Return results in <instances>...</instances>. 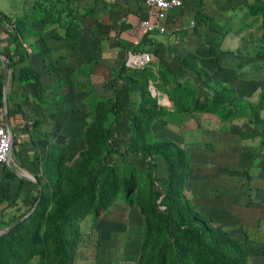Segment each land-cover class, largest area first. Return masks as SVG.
<instances>
[{"label":"crops","instance_id":"crops-1","mask_svg":"<svg viewBox=\"0 0 264 264\" xmlns=\"http://www.w3.org/2000/svg\"><path fill=\"white\" fill-rule=\"evenodd\" d=\"M149 10L144 0H0V52L15 60L4 80L6 58L0 55V120L8 116L13 151L25 158L34 151L25 128L28 93L61 94L72 90L73 77L84 75L115 98L105 83L130 51L150 52L159 77L195 85L200 101L211 98L216 82L228 86L248 106L221 117L191 103L180 111L171 98L170 117L154 123L152 140L184 150L185 195L193 209L220 223L251 264H264V0H183L170 9L165 32L147 33L141 25L147 16L157 22ZM66 13L73 18L64 20ZM24 68L32 76L27 81L20 77ZM36 102L32 112L44 122L47 105L44 98ZM159 157L154 172L163 178L169 170ZM22 170L33 172L28 163ZM20 175L6 174L4 181L9 192L23 180L19 198L34 189ZM114 212L97 225L106 235L121 222L133 233L143 231L136 209L118 205Z\"/></svg>","mask_w":264,"mask_h":264},{"label":"rangeland","instance_id":"rangeland-1","mask_svg":"<svg viewBox=\"0 0 264 264\" xmlns=\"http://www.w3.org/2000/svg\"><path fill=\"white\" fill-rule=\"evenodd\" d=\"M63 15L64 20L73 18L70 13ZM9 22L16 24L18 21L13 19ZM155 71L152 66H147L124 68L120 72L122 78L138 87L133 94L136 115L132 133L136 140L134 143L144 140L147 144L163 143V140H152L155 137L154 123L168 119L171 98L182 103L185 99L193 100L199 96L195 85L176 80L171 82L166 74L159 77ZM152 88L157 94L152 93ZM62 89L61 94L54 92L51 96L43 92L38 93L39 97L36 91H31V95L28 93L23 100L29 117L26 135L34 151L29 158L20 157L13 151L9 163L19 174L27 176L25 180L34 184L38 178L41 185L34 186L31 194L21 196L6 209L0 225V235L5 232L0 239V264H59L54 251L56 230L61 231L65 247L73 248V264H135L138 256V264H149L156 240L154 220L147 209L155 176V169L152 171L150 166L156 164L155 158L159 156L148 155L146 164L140 165L137 152L115 154L113 162L94 187L83 192L74 203L63 204V199L72 197L75 188L83 185L84 170L97 165L106 150L113 147L106 135L108 126L113 123L114 96L102 88L96 78L84 75L73 77L72 90ZM43 98L47 105L44 122L32 112L36 100L42 102ZM23 163L32 166L33 172L23 171ZM3 170L4 174L14 172L9 164ZM7 190L0 192L1 206L12 196ZM38 191L39 200L33 204L32 197ZM118 205L136 209L142 220L145 219L142 232L127 230L123 222L113 235H106L99 229L97 225L115 215L114 209ZM181 233L195 236L207 249L201 248V255L195 245H187L185 255L175 264L215 262L214 255L208 250L212 247V239L206 233L197 227L182 228ZM145 239L146 248L139 255Z\"/></svg>","mask_w":264,"mask_h":264},{"label":"trees","instance_id":"trees-1","mask_svg":"<svg viewBox=\"0 0 264 264\" xmlns=\"http://www.w3.org/2000/svg\"><path fill=\"white\" fill-rule=\"evenodd\" d=\"M15 36V40H16ZM9 70L14 66L15 60L8 57ZM21 56L18 57L19 61ZM124 69L123 65L120 70L114 73L105 85L115 92L113 99V123L107 128V137L113 144L112 148H108L106 153L102 155L97 165H90L85 171V180L81 187L75 188V194L72 197H67L62 200L63 204H72L83 192L88 191L90 187L95 186L97 180L106 173L107 167L113 162L115 154L123 152H137L140 155L139 164H146L148 155L159 153L163 156L168 164L169 173L166 177L156 178L153 176L152 196L147 203V209L154 220L155 242L152 248V257L149 264H175L180 258L185 255L187 245H195L199 253L202 255L201 248L207 249L193 235H183L181 229L198 228L200 232L206 233L212 239L211 253L215 257L213 264H251L248 254L242 244L237 240L229 237L220 223L214 222L210 217L196 211L191 206L189 199L185 195V181L189 173V165L187 162L186 153L178 145L163 140V143L147 144L145 140L134 143L132 133L135 129L136 115L135 103L132 98L133 94L138 91V87L134 82L125 80L121 77L120 72ZM29 70L24 68L21 73V80L27 81L31 79ZM215 90L210 99L203 101L194 98L193 100H184L182 103H177V109L186 110V103H191L192 108L198 111H209L221 117H229L233 112V107L248 106L246 102L238 98L235 92L228 86L215 83ZM153 93V92H152ZM184 92L183 96L186 97ZM3 121V120H0ZM142 137V135H141ZM13 142V148H14ZM6 164L0 168V192H2L6 183L4 170ZM152 171L155 165L150 166ZM14 174V172H10ZM22 179L18 178V186L10 189L12 194L3 206H1L2 197L0 195V225L2 217L8 207L18 200L22 191ZM34 186L41 185L40 179H36ZM93 186V187H94ZM2 189V190H1ZM7 190V192H8ZM1 194V193H0ZM38 194L33 199V204L39 200ZM79 196V197H78ZM161 206L163 209H161ZM17 220V218H16ZM145 222V219H143ZM5 236V232L0 235V239ZM55 242V253L59 258V264H73V248L65 247V240L62 239L60 230H56L53 235ZM146 239L142 244L139 255L146 248ZM139 256L135 262L138 264Z\"/></svg>","mask_w":264,"mask_h":264},{"label":"built area","instance_id":"built-area-1","mask_svg":"<svg viewBox=\"0 0 264 264\" xmlns=\"http://www.w3.org/2000/svg\"><path fill=\"white\" fill-rule=\"evenodd\" d=\"M183 0H144L148 11L154 10V15L157 22H153L150 16L141 20V25L147 32L158 30L165 32L169 25L167 17L170 9L182 6ZM190 26H194L195 22L191 21ZM153 63L152 55L148 51L128 52L126 59L123 62L125 69H141L151 66ZM13 141L4 121H0V168L4 164H8L12 157Z\"/></svg>","mask_w":264,"mask_h":264},{"label":"water","instance_id":"water-1","mask_svg":"<svg viewBox=\"0 0 264 264\" xmlns=\"http://www.w3.org/2000/svg\"><path fill=\"white\" fill-rule=\"evenodd\" d=\"M0 55L4 56V57L6 58V63H5V75H4V80H5V79H6V75H7V69H8V57H7L5 54H3L2 52H0ZM5 122H6V125H7V128H8V131H9V133H10L11 140L13 141L12 128H11V125H10V123H9V119H8V116H7V115L5 116ZM8 164L11 166L12 170H13L15 173H17L18 175H20L10 163H8ZM20 176H22V177H24V178L27 177V176H24V175H20Z\"/></svg>","mask_w":264,"mask_h":264},{"label":"bare ground","instance_id":"bare-ground-1","mask_svg":"<svg viewBox=\"0 0 264 264\" xmlns=\"http://www.w3.org/2000/svg\"><path fill=\"white\" fill-rule=\"evenodd\" d=\"M154 90H155V89L152 88V92H153V93H155ZM155 94H156V93H155Z\"/></svg>","mask_w":264,"mask_h":264}]
</instances>
